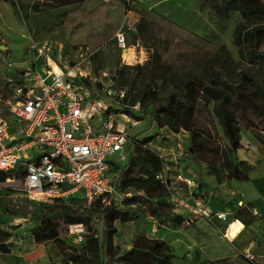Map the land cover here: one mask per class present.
I'll return each instance as SVG.
<instances>
[{"label":"rangeland","instance_id":"obj_1","mask_svg":"<svg viewBox=\"0 0 264 264\" xmlns=\"http://www.w3.org/2000/svg\"><path fill=\"white\" fill-rule=\"evenodd\" d=\"M64 1L16 0V7L12 0H0V118L13 117L8 102L11 85L20 78L21 69L29 64L33 45L52 42L71 57L77 56L78 51H88L94 76L89 80L90 85L98 95L111 100L109 109L114 113L115 122H121L128 134L144 139V142L138 138L135 144L130 143L127 155L133 164L118 163L120 178H125V173L129 172L137 176L143 174L145 178L152 173L153 177L160 179V171L166 168L167 192L170 193V190L182 188L175 182L174 175L181 170L202 181L209 205L222 208L227 213L225 220L214 221L198 215L192 216V220L185 218L183 222L176 223L171 221L174 205L170 201L164 203V209L170 215L160 217L152 214L145 202L126 200L123 204L134 218L116 221L118 230L114 242L119 251L111 258L112 264H127L119 256L131 248L141 234L165 238L174 244L176 256L173 261L177 264H252L251 260H256L254 248L238 249L225 232L230 225L228 233L235 238L246 225L242 239L249 238L253 232L262 239L264 210L255 211V202L240 192V189L252 191L248 181L235 179L238 185L233 186L235 182L231 184L225 166L228 139L213 111V100H205L198 86L193 128L180 126L176 129L162 123L175 121L178 119L176 116L161 112L157 113L160 122L153 120L149 87L162 84L166 76H171L183 87L191 74L208 75L215 68H226L229 73L241 69L258 71L260 59L249 61L235 43V26L239 21L248 26L264 23V18L246 20L239 11L222 17L211 2L202 4L201 0ZM122 24L129 27L130 44L137 45L139 55L141 52L145 56L142 61H124L114 38L115 31ZM258 47L264 50V32L259 35ZM156 53H160L161 75L151 73ZM118 68L124 69L123 75L118 76ZM104 70H107L106 76ZM234 106L243 146L255 151L253 160L256 161L247 160L250 171L254 163L264 165V102L258 97L244 96L236 99ZM122 108L131 109L132 113L118 111ZM140 116L143 117L139 119ZM133 120L137 122L133 123ZM145 148L159 151L161 170L155 160L146 155ZM237 153L235 151L234 157L240 159ZM22 167L24 165L12 170L9 177L0 181V229L4 230H0V264H14L17 257L22 264H50L53 261L64 264L63 254L55 241H35L33 228L38 223V216L52 214L68 206L90 211L98 227V235L103 238L100 204L93 205L79 195L67 201L38 202L29 199L23 189ZM122 186L127 185L122 183ZM131 187L146 193L145 188L137 184ZM210 194L218 196L214 204L208 199ZM217 223L219 226H214ZM84 233V226L82 229L81 225L68 227L63 224L61 236L69 246L67 250L71 251V246L82 249ZM2 243L7 244L9 250H2ZM103 257L109 258L105 246ZM261 260L264 263V259Z\"/></svg>","mask_w":264,"mask_h":264},{"label":"built area","instance_id":"obj_2","mask_svg":"<svg viewBox=\"0 0 264 264\" xmlns=\"http://www.w3.org/2000/svg\"><path fill=\"white\" fill-rule=\"evenodd\" d=\"M128 28L122 24L115 31V42L122 54L133 47L134 60L142 61L145 56L130 44ZM32 51L29 64L11 85L8 102L13 117L0 118V171L24 165V193L38 202L67 201L79 195L89 202L101 198L104 203L123 204L127 197L144 194L122 186L118 163L128 160L136 136L115 122L114 113H106L111 100L90 85L94 77L90 53L81 50L71 57L48 41L33 45ZM167 172L163 168L159 173L166 184ZM174 175L185 184V189L170 190L175 211L190 220L198 215L227 219L225 211L205 202L194 176L181 170ZM72 225L84 226L82 222Z\"/></svg>","mask_w":264,"mask_h":264},{"label":"trees","instance_id":"obj_3","mask_svg":"<svg viewBox=\"0 0 264 264\" xmlns=\"http://www.w3.org/2000/svg\"><path fill=\"white\" fill-rule=\"evenodd\" d=\"M82 1L65 0L64 3ZM211 2L215 11L222 17H229L233 11H239L244 19L264 18V0H201L202 4ZM12 3L17 7L16 0ZM264 32V23L248 26L243 21H239L235 26L234 41L240 46L242 53L249 61L260 59L261 65L258 71L241 69L235 73H229L226 68H215L208 72L193 73L185 81L184 86L178 85L171 76L163 78L162 84L149 87V96L152 101L153 120H159V114L176 116L175 121L167 120L174 128L183 126L187 129L193 128L192 119L197 107L198 86L201 88V96L207 100H213V111L222 126L223 133L228 139L227 153L228 161L225 163L228 177L241 180L249 179V169L247 161L234 157L235 151L242 146L241 127L236 114L234 103L236 99L258 97L264 102V50L259 49V35ZM160 53H156L151 65V73L160 74ZM163 65L167 66L166 63ZM118 76L124 74V69L118 68ZM122 112L132 113L131 109L122 108ZM110 110H107V114ZM143 116L138 117L139 119ZM135 137L132 144L138 141ZM140 142L144 139L140 138ZM146 155L162 169V158L159 151L145 148ZM133 164L130 156L125 164ZM124 164V165H125ZM119 167V166H118ZM120 168V167H119ZM150 172V171H149ZM24 173V168H21ZM12 171H0V181L6 179ZM122 178V177H121ZM122 183L127 186L137 184L144 187L146 193L135 194L125 199L132 202H145L152 210V214L164 217L169 216V212L164 209V203L170 201L166 183L153 177L152 173L147 178L144 175H131L125 173ZM160 183V184H159ZM156 190L155 191H151ZM159 190V192H157ZM171 202V201H170ZM169 202V203H170ZM172 203V202H171ZM92 204L102 206L103 238L98 235V227L94 221L93 214L86 208L76 209L68 206L64 210L56 211L52 214H42L37 217L38 223L33 228V235L37 242L54 240L60 252L63 254L64 264H112V257L117 254L118 246L114 242V235L118 230L116 221H127L134 216L130 209L124 204L114 202L104 203L101 198L94 199ZM173 205V203H172ZM174 217L171 221L181 223L186 216L173 209ZM82 222L85 228V241L83 248L71 246V251L67 250L66 241L61 236L63 224L70 226L71 223ZM2 230V229H0ZM4 231V230H2ZM103 246L109 258L103 257ZM2 250H9V246L2 243ZM176 256L174 245L165 238L151 237L146 234L138 235L131 248L127 249L119 257L127 264H177L173 261ZM252 264H260L256 260H251ZM50 264H62L51 262Z\"/></svg>","mask_w":264,"mask_h":264},{"label":"crops","instance_id":"obj_4","mask_svg":"<svg viewBox=\"0 0 264 264\" xmlns=\"http://www.w3.org/2000/svg\"><path fill=\"white\" fill-rule=\"evenodd\" d=\"M243 143L244 142L242 140V146H240L238 148V150H237L238 151V153H237L238 156L240 157V159H244L246 161L248 160V162H252V163L255 162L256 160L255 161L253 160V157L255 155V151L247 150L246 147L243 146ZM254 164L255 165L253 166V168L249 171V179H245V181H248L250 183V185H251L250 187H251L252 191L251 192H245L244 190L240 189V192H242L247 199H251L253 202H255V204H256L254 206L255 211H259L260 210V212H261L262 209L264 210V165H260L258 163H254ZM235 179H237V178H231L230 179L232 185L235 182V185H233V186L238 185L237 182L235 181ZM239 180H241V179H239ZM175 182H177L181 187L182 186L184 187V188L182 187V188H180L178 190L185 189V184L179 182L177 179L175 180ZM201 183H202V181H199V184H200L199 185V192L204 197L205 202L208 203L207 202L208 201L207 197L205 195V191L202 189V184ZM237 188H239V187H237ZM215 195L214 194H210V196L208 197L209 201L212 204L215 203L214 202L215 198L218 197L217 195L216 196ZM210 206L213 209L226 212V210H223L222 208L215 207L213 205H210ZM216 220H218V219H216ZM235 225L236 224H234L232 226V228ZM214 226L218 227L219 224L218 223L214 224ZM229 226H228V228H229ZM228 228H227V230L225 232L226 233L225 236L230 241H233L234 244H236L238 249H240V250L248 249L249 247L254 248V251H255L254 257L256 258V261H258L260 264L261 263L264 264L262 262V260H261L262 258L264 259V241H263L264 240V233H263V238L262 239L255 232H253V234L249 238L242 239L244 231L247 228V226L245 225L244 228L242 229V231L235 238H232V236L228 233ZM232 228H230V230ZM258 231H259V229H258ZM52 252L55 254V251L53 249H52ZM14 264H22V262L20 261V257H17V262H15Z\"/></svg>","mask_w":264,"mask_h":264},{"label":"bare ground","instance_id":"obj_5","mask_svg":"<svg viewBox=\"0 0 264 264\" xmlns=\"http://www.w3.org/2000/svg\"><path fill=\"white\" fill-rule=\"evenodd\" d=\"M134 56H135V49L133 47H131L130 49L126 50L123 53V57L127 58L128 60H134ZM131 62H133V61H131Z\"/></svg>","mask_w":264,"mask_h":264}]
</instances>
